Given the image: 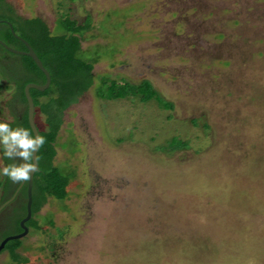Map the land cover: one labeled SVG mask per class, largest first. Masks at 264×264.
I'll return each instance as SVG.
<instances>
[{
    "label": "rangeland",
    "instance_id": "1",
    "mask_svg": "<svg viewBox=\"0 0 264 264\" xmlns=\"http://www.w3.org/2000/svg\"><path fill=\"white\" fill-rule=\"evenodd\" d=\"M4 2L50 31L60 14L88 17L80 47L97 50L92 85L63 110L54 146L74 176L19 237V264H264V0ZM100 74L148 79L172 108L98 99ZM11 103L19 114L1 90L0 121ZM171 136L186 147L159 149Z\"/></svg>",
    "mask_w": 264,
    "mask_h": 264
},
{
    "label": "trees",
    "instance_id": "2",
    "mask_svg": "<svg viewBox=\"0 0 264 264\" xmlns=\"http://www.w3.org/2000/svg\"><path fill=\"white\" fill-rule=\"evenodd\" d=\"M0 19L3 20L0 21V40L8 46L23 49V45L16 36L21 37L33 50L49 77L48 84L43 90L28 89L33 116L36 109L42 117V127H37L35 123L34 126L37 133L45 138L44 145L35 153L36 169L32 172L30 181V214L23 223L26 231L31 233L40 228L35 215L41 205L47 198L57 201L64 199L67 194V184L74 176L73 168L70 167V171H66L65 168L58 166L69 165L66 158L54 163V146L63 110L76 102L77 98L92 85L91 68L92 63L97 59L95 55L97 50L94 49L92 52L95 56H88V53L82 51L80 47L82 35L90 27L88 17L78 23L67 15L60 14L56 21V28L50 31L46 23L38 16H18L10 5L0 0ZM12 42L17 43V46ZM112 51L113 48H110L109 52ZM100 56H106L105 52L101 51ZM43 81L42 72L29 56L7 51L0 45V91L11 90V100L15 104L23 105L19 114L14 113L13 103L8 107L11 120L7 123L11 127H23L30 131L26 121V103L22 88L27 82L41 84ZM93 93L98 99L130 97L140 102L153 100L160 109L172 108V103L164 99L145 78L133 82L123 77L117 80L100 74L93 86ZM62 145L68 153L74 151V148L69 149L64 142ZM185 147L186 141L171 136L159 149L171 152ZM0 153L2 160L6 161L2 145H0ZM1 176L2 174H0V198L3 199L12 193L17 183H13L7 176ZM25 200V185H22L12 200V215L8 224L13 222L15 228L11 232L13 234L21 231L18 221L25 214ZM49 216L48 214L46 222L51 225ZM3 230L0 231V239L6 235L2 234ZM20 245L19 238L8 239L3 243L0 251L6 250L9 257V262L4 264H19L26 261V258L20 257L15 252Z\"/></svg>",
    "mask_w": 264,
    "mask_h": 264
},
{
    "label": "clouds",
    "instance_id": "3",
    "mask_svg": "<svg viewBox=\"0 0 264 264\" xmlns=\"http://www.w3.org/2000/svg\"><path fill=\"white\" fill-rule=\"evenodd\" d=\"M45 138L37 133L35 136L23 127H11L7 122H0V145L9 160H19L2 169L0 174L7 176L13 183L25 182L36 165L32 163L33 154L44 145Z\"/></svg>",
    "mask_w": 264,
    "mask_h": 264
},
{
    "label": "water",
    "instance_id": "4",
    "mask_svg": "<svg viewBox=\"0 0 264 264\" xmlns=\"http://www.w3.org/2000/svg\"><path fill=\"white\" fill-rule=\"evenodd\" d=\"M23 42H24L25 48H26L25 51L15 50V49H12L10 47H7L4 44L3 45H4V47L8 51H11L13 53H20V54L23 53V54L29 56L31 58V60L33 61V63L35 64V66L42 72V74L44 76V81L41 84H37V83H33V82H27V83H25L23 85V88H22L23 96H24L25 103H26V121H27V124H28V127L30 129L31 134L33 136H35L37 134V130H36V128L34 126V123H33V107H32L31 98H30V96L28 94V89L29 88H33V89H36V90H39V91L43 90L47 86V84H48L49 77H48L47 71L41 65L40 60L37 58V56L35 55V53L33 52V50L30 48V46L25 41H23ZM32 163H34L36 165V162H35V153L33 154ZM35 169H36V167H35ZM32 172L30 173V179L27 180V184H26L25 214L18 221V225L21 228V231L20 232H17V233H14V234H9V235L4 236L0 240V249H1L2 245H3V243L6 240H8V239H14V238H19V237H21L22 235H24L26 233V227L24 226L23 223L29 217V214H30L29 213L30 181H31V174H32Z\"/></svg>",
    "mask_w": 264,
    "mask_h": 264
},
{
    "label": "flooded vegetation",
    "instance_id": "5",
    "mask_svg": "<svg viewBox=\"0 0 264 264\" xmlns=\"http://www.w3.org/2000/svg\"><path fill=\"white\" fill-rule=\"evenodd\" d=\"M0 21H3L2 19H0ZM4 22L6 23V20H4ZM16 38H17V40H19L20 42H21V44L23 45V49H19V48H14V47H11V46H8V45H6L2 40H0V45L4 48V49H6L5 47H4V45H6L7 47H10V48H12V49H15V50H20V51H25L26 50V48H25V44H24V40L21 38V37H19V36H16ZM4 44V45H3ZM7 50V49H6ZM8 51V50H7ZM11 52V51H10ZM17 54H20V53H17ZM21 54H23V53H21ZM24 55V54H23ZM2 122H4V121H2ZM0 160H1V162H2V168L3 167H5V166H7V165H9V164H12V163H16V161H17V163H21V161H19V160H9L8 158H6V161H5V159L4 160H2V154L0 153ZM1 177H3V175L1 176ZM26 184H27V181H25V182H20V183H17L16 185H15V187H14V190L12 191V193L8 196V197H6V198H3V199H1L0 198V231L1 230H3L5 227H6V225L8 224V222L10 221V218H11V207H12V200L14 199V195L16 194V192H17V190L22 186V185H25V193H26ZM0 196H1V190H0ZM22 218V217H21ZM20 218V219H21ZM19 219V220H20ZM3 238V237H2ZM1 238V239H2ZM0 239V240H1Z\"/></svg>",
    "mask_w": 264,
    "mask_h": 264
}]
</instances>
